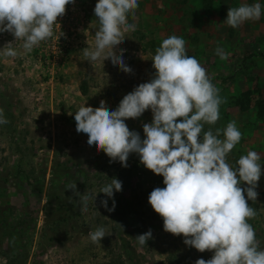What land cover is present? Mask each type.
Segmentation results:
<instances>
[{"label":"rangeland","instance_id":"obj_1","mask_svg":"<svg viewBox=\"0 0 264 264\" xmlns=\"http://www.w3.org/2000/svg\"><path fill=\"white\" fill-rule=\"evenodd\" d=\"M95 3L67 5L54 35L26 54L3 56L14 38L0 33V109L8 120L0 124V264H195L211 258L212 252L201 253L186 246L183 236L163 230L162 218L148 203L149 193L165 186L163 177L145 168L135 153L127 167L110 162L76 131L73 115L85 103L95 108L101 100L114 110L124 95L149 81L155 50L172 35L186 41L187 54L207 70L225 101L220 119L206 124L205 131L236 121L242 133L227 162L236 167L249 150L261 157L258 197L248 201L257 215L248 223L264 249V0H138L135 15L128 16L136 30L119 46L131 73L109 60H85L83 51L94 47L99 27ZM254 3L261 4L258 20L227 25L228 8ZM22 43L12 46L22 53ZM218 46L227 59L216 54ZM151 121L146 110L125 122L143 139L142 125ZM113 178L122 190L114 193L109 212L100 206L106 197L99 191ZM71 184L78 193L68 190ZM85 194H97L86 211L80 203ZM98 227L108 235L93 243L89 232ZM149 229L153 238L141 246L136 236Z\"/></svg>","mask_w":264,"mask_h":264},{"label":"clouds","instance_id":"obj_2","mask_svg":"<svg viewBox=\"0 0 264 264\" xmlns=\"http://www.w3.org/2000/svg\"><path fill=\"white\" fill-rule=\"evenodd\" d=\"M74 3L75 0H0V33H10L13 41L23 42L22 53L10 41L2 55L29 53L51 38L58 17H63L67 5ZM138 6V0H96L93 11L99 27L94 47L83 51L86 61L109 60L121 71L132 72L124 61L125 49L119 46L127 33L136 30L128 16H134ZM260 16V3L241 4L228 8L226 23L237 28ZM63 35L61 32L57 39ZM215 52L221 60L227 59L222 47ZM187 53L183 38L172 35L163 39L151 59L155 71L149 81L124 95L114 110L104 100L95 108L86 103L79 107L73 114L76 131L86 134L87 144L94 145L98 152L102 150L110 162L119 161L127 167L129 155L135 153L145 168L163 177L165 186L154 188L148 203L162 218L165 232L183 236L186 246L201 253L212 252L210 259L198 258L195 264H264V249L248 223L257 215L248 201L258 197L261 157L249 150L238 158L236 167L227 162L242 133L236 121L215 132L212 128L205 131L206 124L215 125L220 119V105L225 101L207 70ZM146 110L151 111L152 121L142 125V139L125 121L139 118ZM7 123L0 109V124ZM68 190L78 193L76 184L69 185ZM121 190L122 182L113 178L99 191L106 197L100 200V206L113 211L114 193ZM96 198L97 194L82 195V209L86 211L89 201L95 203ZM108 199L113 200L111 208ZM106 235L103 227L89 232L93 243ZM152 238L151 229L136 236L141 246Z\"/></svg>","mask_w":264,"mask_h":264},{"label":"trees","instance_id":"obj_3","mask_svg":"<svg viewBox=\"0 0 264 264\" xmlns=\"http://www.w3.org/2000/svg\"><path fill=\"white\" fill-rule=\"evenodd\" d=\"M5 253V252H4Z\"/></svg>","mask_w":264,"mask_h":264}]
</instances>
